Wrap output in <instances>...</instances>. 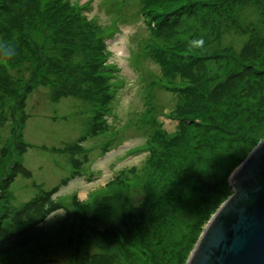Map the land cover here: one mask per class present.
<instances>
[{
  "label": "rangeland",
  "instance_id": "rangeland-1",
  "mask_svg": "<svg viewBox=\"0 0 264 264\" xmlns=\"http://www.w3.org/2000/svg\"><path fill=\"white\" fill-rule=\"evenodd\" d=\"M27 1L0 0V211L17 223L14 229L9 219L0 225V264H82L102 252L114 255L115 264H178L187 243L206 228L202 210L219 199L218 190L226 184L228 194L220 196L212 216L232 194L229 182L236 168L228 174L229 158L252 134L264 139V0L244 6L239 0L234 17L228 4L219 17L199 5L190 7L195 3L188 0H170L168 6L158 0H70L77 6V14H70L79 27L68 36L84 37L88 22L96 34L94 48L101 56L95 63L99 73L93 69L92 76L85 56L63 57L64 33L57 40L48 23L33 25L29 36L36 43L21 40L27 26L17 21ZM51 1L40 5L50 7ZM252 44L257 48L251 51L261 54L249 64L261 79L246 73L230 96L191 109L222 106L227 116L212 121L203 112L194 121H202L200 129L188 126L186 138L195 141L192 157L203 163L192 162L176 177L178 158L164 159L168 169L149 166L142 175L154 158L151 152L156 156L164 149V142L151 149L148 141L155 133L174 132L177 121L168 114L189 104L187 93L171 90L185 89L186 79L195 85L205 80L206 92H212L238 71L239 52ZM37 45L53 60L36 55ZM42 62L49 66L37 74L38 81L46 84L29 89L23 102L22 91ZM187 118L189 124L194 116ZM201 138L208 143L194 151ZM251 152L247 149L242 159ZM154 178L152 187L159 193L152 194L160 196L163 188L177 193L176 214L155 232L154 225H143L146 239L132 242L130 255L123 254L110 234L141 228L145 181L151 184ZM17 229L24 234L8 235Z\"/></svg>",
  "mask_w": 264,
  "mask_h": 264
},
{
  "label": "trees",
  "instance_id": "trees-1",
  "mask_svg": "<svg viewBox=\"0 0 264 264\" xmlns=\"http://www.w3.org/2000/svg\"><path fill=\"white\" fill-rule=\"evenodd\" d=\"M160 3H158V5H164V6H168L169 2H172L170 0H158ZM184 1V0H183ZM189 2H194L195 4L191 5L190 7L193 6H200L203 8H207V10H209L212 14L216 15L215 16H221V15H217V12L226 9V4H228L229 10H231L228 13H231V16L233 15V17L235 16L236 12H237V7L236 4L238 5V1L239 0H188ZM245 0L244 3H240V5L242 4V6H244L246 4ZM234 3V5L231 4ZM260 3V1H257ZM156 5V4H155ZM247 5V4H246ZM152 7H155L154 5H152ZM25 8L26 10L24 11L23 16H20V20L17 21L20 26H22L23 24H26L27 26V31H24V28L21 29V32L24 33L22 34L23 37L21 38V40L23 42H25L26 44H30L31 42L36 43L34 41H31V37L29 36L33 28V25L35 24H40L42 27H44V24H49L53 27V30L57 33H55V35L57 36V40H61V34L64 33V39L62 40L64 43V47L62 48V53H63V57L67 58V57H72L74 56L75 53H80L81 55L85 56V58L87 59V65L90 68L89 69V75L92 76V71L93 69H95V73H97L98 71V67L96 68L95 63L97 62V57L101 56V54L99 53V50L94 48L95 46V41H96V34L94 30H90V24L89 22L87 23V27H89V30L84 31V37L82 36V38H80L81 36L79 34L74 35V36H68V31H70L71 33H73L74 30H78L79 27V22L76 18H74L70 13H74L77 14V6L72 3L70 0H52L50 7H45L40 5V0H28L25 4ZM215 13H214V12ZM152 12V10H151ZM225 17H227L226 15H224ZM220 23V20H219ZM29 30V31H28ZM101 32V30H99ZM246 34V33H245ZM71 37V38H69ZM68 38V39H66ZM70 39V40H69ZM254 43V45L256 44L257 47H260V43L258 41H252ZM86 43V44H85ZM82 44H85V46H82ZM257 47L253 46V44L249 47H243V49L239 52L242 54V59L240 60V63H238V71L236 73H234L232 76H228V78L226 80H223L222 82L218 83L215 88L213 89V91H208L206 92L207 89L204 88L205 85H207L206 81L203 80V83L201 82H197L196 85L193 83H190L189 81H187L185 78V89H175L173 88L171 91L173 93H178L180 95H184V94H188V101L189 104L188 105H184L181 106L179 105L177 108H175L172 112H170L168 114V117L174 119L177 121V126L174 132H164V133H155V136H153L149 141L148 144L150 146L151 149H154V147L156 146L157 142H164L161 143L164 146V149L160 152L156 153L155 156V152H151V157H154L153 160L152 159H148L147 160V164L146 166H144V169L142 170V175L147 174V167L151 166L153 168L157 167V171L158 169L162 166L163 169H168V166L166 163L162 164V161L164 159L168 160L170 163L173 161H176V159L178 158L179 160V165L178 167L173 170V176L178 177L180 174L184 175V172L187 171V167L194 162L196 163H203V158L202 160L199 159H195L194 157H192V153L191 151H193V149H191V143L195 142L194 139L192 138H186L187 133H188V126L193 127L195 129H200L201 123L202 121H200L199 123H196L194 121H196L195 119L198 118V116L204 112V114H207L210 116V120L212 121H217L218 117H224L226 118L227 116L223 115L224 113L221 112L222 106H218L216 108H214L212 111H210V104L211 102H216L217 100L216 97L220 96L219 99H222L225 96H230L231 92H233L236 88H240L242 85L238 84L237 82H243L245 81V77L247 76L246 73L252 72L253 74H255V79H261L260 77L262 76V74L260 73L259 70L255 69L256 66L254 64H249L251 63L250 60H254V59H258L261 54L260 53H256L255 51H251L252 49H256ZM7 49H9V46H7ZM34 49V48H32ZM205 49V47L203 48ZM37 50L38 52H34L36 55H38L39 57L42 58L43 61L47 60H53L52 57L50 55H48V58L45 57L44 54V48L39 47L37 45ZM206 50V49H205ZM208 55V54H205ZM244 55V56H243ZM203 57V56H201ZM208 60V59H207ZM204 62V64L207 62ZM247 63V64H246ZM47 65L46 62H42V64L39 66H35L36 72H34V75H32V77L30 78V82L27 84V87L25 88L24 91H22V96L21 99L24 102V99L26 98V96L30 93L29 89H32L33 86H38L41 84H46V83H41L38 81V76L37 74H41V69H44L45 66ZM49 66V64L47 65V67ZM52 69L54 68L53 64H51ZM180 69L182 71V73L185 71L183 70V66H180ZM106 72L105 70L101 69V73ZM45 73V72H43ZM58 74L60 77H63L64 75H66V70L64 68V70H60ZM99 73V72H98ZM97 73V75H98ZM53 75L56 77L57 76V67L55 69H53ZM248 78V77H247ZM203 84V85H202ZM10 89V87H8ZM212 88L209 87V90H211ZM205 90V91H204ZM68 91V90H67ZM207 100L208 102V107H204L202 110H191L192 107H197L199 104H201L202 101ZM241 105V104H240ZM186 111H184V110ZM208 110V111H207ZM213 111H216V116H212L211 113ZM235 115H238V112H235ZM215 114V113H213ZM219 115V116H218ZM189 116H194V118H191V123L187 124V117ZM207 122V120H205V123ZM204 124V121H203ZM258 136L257 135H253L247 139L245 146L243 148H237V151L235 153V155L229 158L230 161V167H229V171L228 174L230 175L233 170L235 168H237L244 160L242 159V156L244 155V153H246L247 149H251L252 150L257 146V144L259 143V140H257ZM207 139V138H206ZM201 138L200 140L198 139V142L195 143V150L197 151L198 147L201 148V146L205 143V145L208 143V141L204 142V140ZM202 143V144H201ZM204 145V147H205ZM175 147H181L179 148L178 151L174 150ZM212 149L215 148L214 144H211L210 146ZM150 149V150H151ZM182 155H184L182 157ZM248 155H246L247 157ZM158 157V160L160 161L159 163L155 164L156 158ZM245 157V158H246ZM244 158V159H245ZM205 164V162H204ZM14 165V164H13ZM14 167V166H13ZM157 173V172H156ZM144 176V177H145ZM219 175H217L218 177ZM213 178V176H211ZM207 180V179H206ZM222 180V179H221ZM156 178H154L153 183L151 184H147V182L145 181V195H146V200L143 201V203L141 204V209H139V212L141 213V216L139 217V219H141V228L139 230L136 229V231H134L133 229H127V233L123 232L121 230V232H118V230L113 229V231L111 232V237L113 239V244L117 245L118 247H120V251L123 252V254H127L130 255V248H132V242L140 240V238L142 240H145L146 237L143 235V230H142V226L145 224L149 225H154V231H157L159 228H161V226L164 225V221L167 220L168 215L171 216V214H176V208L173 206L174 202H175V198L177 196V193L173 191L172 194L167 193V188H163V192L160 191V196H156L154 194H152L153 192H155L156 194L159 193L158 191V187L155 186L154 188L152 187L153 184L155 183ZM203 182V181H202ZM206 182V181H205ZM204 182V183H205ZM220 185H224L223 183ZM178 188V186H177ZM204 188V187H203ZM226 188H228L227 184L221 188L220 190H218V195H222V197L227 196L228 193H226L227 190ZM229 189V188H228ZM174 190V189H173ZM176 190V189H175ZM225 190V191H224ZM230 193V192H229ZM226 194V195H225ZM230 195V194H229ZM220 196L219 199L212 202L207 208H204L202 210V215L204 216L205 220L208 221L209 218L212 216V214L214 213L215 210H213L214 208H216V206L219 204L218 202L220 201ZM13 209V208H12ZM22 209V208H21ZM21 209L17 208L18 212L21 211ZM10 215L2 211H0V225L2 226L3 223L5 224V222L8 220L11 222V225L14 229V226H17V223H15L14 220L11 219V217H9ZM126 216H128L129 220H133L134 219V213H129ZM171 218V217H170ZM96 221V220H95ZM134 224V223H133ZM114 228V227H113ZM112 230V229H110ZM24 234V232H22V229L17 231H13L11 233H9L8 235L10 237L13 236H17V235H22ZM101 236V234H100ZM132 236L135 237V239L132 238ZM197 236V235H195ZM31 240V239H30ZM198 238H194L191 239L186 247L184 248V250L182 251V253L179 256V261L178 264H185L187 259L189 258V255L191 253V251L193 250L194 245L197 243ZM86 260H84L82 264H92V260L94 264H115V259L116 257L114 255L108 254V253H101V254H96L94 256H88L87 258H85Z\"/></svg>",
  "mask_w": 264,
  "mask_h": 264
},
{
  "label": "water",
  "instance_id": "water-1",
  "mask_svg": "<svg viewBox=\"0 0 264 264\" xmlns=\"http://www.w3.org/2000/svg\"><path fill=\"white\" fill-rule=\"evenodd\" d=\"M186 264H264V139L235 169Z\"/></svg>",
  "mask_w": 264,
  "mask_h": 264
},
{
  "label": "clouds",
  "instance_id": "clouds-1",
  "mask_svg": "<svg viewBox=\"0 0 264 264\" xmlns=\"http://www.w3.org/2000/svg\"><path fill=\"white\" fill-rule=\"evenodd\" d=\"M199 44L202 46L203 45V40L199 41Z\"/></svg>",
  "mask_w": 264,
  "mask_h": 264
}]
</instances>
